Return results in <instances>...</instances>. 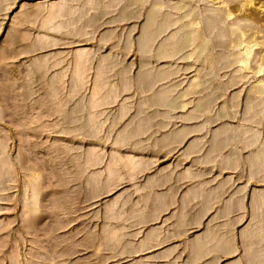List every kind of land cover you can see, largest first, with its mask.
<instances>
[{"label":"rangeland","instance_id":"obj_1","mask_svg":"<svg viewBox=\"0 0 264 264\" xmlns=\"http://www.w3.org/2000/svg\"><path fill=\"white\" fill-rule=\"evenodd\" d=\"M259 219L264 0H0V264H264Z\"/></svg>","mask_w":264,"mask_h":264},{"label":"crops","instance_id":"obj_2","mask_svg":"<svg viewBox=\"0 0 264 264\" xmlns=\"http://www.w3.org/2000/svg\"><path fill=\"white\" fill-rule=\"evenodd\" d=\"M253 226L254 227L252 229L243 231L240 236L244 238L245 240H249V239L254 240V239H257L259 235L264 234V232L262 233L263 229L258 228L260 226L261 227L264 226V219H259V221L257 223H254ZM211 234L212 235H209L207 239L199 238L196 240L195 242L196 252L195 253H206L207 251L212 252V251L219 249L220 244L222 242V234H218L216 233V231L215 233H211ZM210 236H213V237L210 238ZM251 247L248 245L247 248L249 249Z\"/></svg>","mask_w":264,"mask_h":264}]
</instances>
